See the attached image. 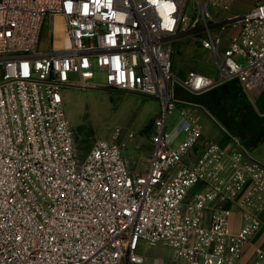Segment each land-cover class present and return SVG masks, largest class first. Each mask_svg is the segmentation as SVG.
Wrapping results in <instances>:
<instances>
[{
	"label": "built area",
	"instance_id": "obj_1",
	"mask_svg": "<svg viewBox=\"0 0 264 264\" xmlns=\"http://www.w3.org/2000/svg\"><path fill=\"white\" fill-rule=\"evenodd\" d=\"M237 1L195 0L189 14L188 0H0V264H144L142 243L171 248L182 264H242L264 210V164L204 103L177 96L180 87L202 95L232 82L248 97L263 92L264 0L228 15ZM58 18L66 40L60 47ZM46 19L53 38L44 52ZM184 35L212 54L216 78L175 75L174 46ZM95 68L103 87L161 103L148 170L130 169L121 131L80 159L64 92L94 86ZM178 106L184 138L174 145L167 120ZM203 108L231 147L209 141L189 156L203 133ZM198 184L203 189L185 207ZM219 199L238 204L239 231ZM250 264H264V249Z\"/></svg>",
	"mask_w": 264,
	"mask_h": 264
},
{
	"label": "rangeland",
	"instance_id": "obj_2",
	"mask_svg": "<svg viewBox=\"0 0 264 264\" xmlns=\"http://www.w3.org/2000/svg\"><path fill=\"white\" fill-rule=\"evenodd\" d=\"M200 1L205 2V0ZM194 4L195 0H188L187 13H194ZM216 13L218 17L226 14L222 11H216ZM52 38L53 24L49 19H46L41 33L39 50L50 51ZM174 49V73L181 74V70L186 72L185 75L192 70L216 72L212 59L209 64L202 61L203 47L195 38L184 35L175 43ZM2 74L3 66L0 64V77ZM94 84L90 88L76 87L64 92L65 107L80 159L84 160L87 157L95 141L103 139L114 142L117 131H121L118 141L122 145L123 152L128 155L136 157L143 150H150L152 146L151 128L161 113V103L154 98L138 93L120 92L103 87L105 78L97 69ZM205 95H192L181 87L177 89V96L180 99L192 101L194 98H202ZM214 111H218L222 123H230L236 113L231 101L225 102ZM181 122V107L178 106L168 117V134H175ZM130 133L134 134L132 139L128 137ZM183 138V133L179 134L174 145Z\"/></svg>",
	"mask_w": 264,
	"mask_h": 264
},
{
	"label": "crops",
	"instance_id": "obj_3",
	"mask_svg": "<svg viewBox=\"0 0 264 264\" xmlns=\"http://www.w3.org/2000/svg\"><path fill=\"white\" fill-rule=\"evenodd\" d=\"M258 1L259 0H238L233 4L228 15L235 13H245L249 11ZM230 33L231 30H228L227 37L224 40V47L228 46ZM203 51L204 52L201 55L202 61L209 64L211 63L210 59H212L214 64L212 54L205 49H203ZM192 71L205 74L211 78H216V72L212 73L211 71L207 70ZM185 73V71L181 70V74H176L175 72V75L179 76L180 78H185L188 75V73L186 75ZM205 94L206 95L204 97L194 98L192 101L204 103L209 109V112L216 115L219 120L221 118L218 116V111L216 112L214 109L220 108L227 101H231L233 103L236 109L234 118L230 123L225 122L224 124L229 129H231L234 134L240 136L243 139L248 156L264 164V90L259 95L248 97L243 93L238 82H232L221 87L214 88ZM197 117L203 127V133L198 143L192 148L189 156L195 155L209 141L217 142L226 148L231 147V143L227 136L217 125L214 117L212 118L210 114L206 113L205 108L197 110ZM182 126L183 123L181 122L177 127L175 134H170L169 137L171 140H176L177 136L183 133ZM123 154L127 158L131 170L145 171L148 170L150 166V161L152 158V146L150 150H143L136 157L130 156L126 152H123ZM201 189H203V185L198 184L189 190L185 207L193 203L196 193ZM245 193L246 189H241L237 196V201L242 200L245 196ZM218 202L224 204L233 211L231 217V228L235 232L239 231L244 224V219L238 204L234 202L225 203L221 199H219ZM210 215V210H206L204 212L205 224L209 223ZM258 248L264 249V210L260 215L259 228L250 236L248 242L244 244L242 248L241 263H252L255 259L256 250ZM139 251L145 257L144 264H182L175 259L173 250L166 246H148L142 243L140 245Z\"/></svg>",
	"mask_w": 264,
	"mask_h": 264
},
{
	"label": "bare ground",
	"instance_id": "obj_4",
	"mask_svg": "<svg viewBox=\"0 0 264 264\" xmlns=\"http://www.w3.org/2000/svg\"><path fill=\"white\" fill-rule=\"evenodd\" d=\"M56 46L60 47L65 44L66 40L64 38V23L61 18L56 20Z\"/></svg>",
	"mask_w": 264,
	"mask_h": 264
}]
</instances>
